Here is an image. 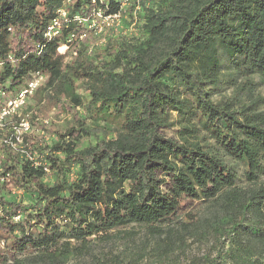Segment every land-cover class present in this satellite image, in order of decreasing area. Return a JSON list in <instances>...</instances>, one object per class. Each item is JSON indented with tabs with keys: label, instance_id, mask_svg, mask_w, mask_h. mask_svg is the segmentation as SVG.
<instances>
[{
	"label": "trees",
	"instance_id": "16d2710c",
	"mask_svg": "<svg viewBox=\"0 0 264 264\" xmlns=\"http://www.w3.org/2000/svg\"><path fill=\"white\" fill-rule=\"evenodd\" d=\"M124 1L0 0V89L46 76L0 173L21 191L0 182V264H110L96 249L139 232L129 264L210 236L207 264H264V0H128L137 33L91 45L90 13Z\"/></svg>",
	"mask_w": 264,
	"mask_h": 264
},
{
	"label": "rangeland",
	"instance_id": "374dc122",
	"mask_svg": "<svg viewBox=\"0 0 264 264\" xmlns=\"http://www.w3.org/2000/svg\"><path fill=\"white\" fill-rule=\"evenodd\" d=\"M121 5L123 7V12L120 13L116 18L105 19L102 16L94 14L93 11L90 13L89 19L87 20V22L89 23V30L97 39L96 42H93L91 45L102 43L107 33L109 32H112L114 35L126 34L130 36H134V34L137 33V29L135 28L142 22V20H140V15L142 12L139 8L138 2L132 4L131 2L126 0ZM129 5H132L133 7L130 9L128 8ZM81 36L84 37L85 35ZM66 49L67 48L65 47L63 52H60L59 50L58 51L62 54L66 52ZM44 81L45 79L42 82ZM17 92L18 91L16 90L15 92L11 93V96H15ZM78 92L83 94L82 89H79ZM258 92L264 95V83L259 86ZM227 93H229V91L226 92V94ZM43 110L47 111L46 115L48 117L44 119L45 123L53 121L57 126L62 125L61 123L65 119V116L62 114V112L56 111L54 108L47 107L42 109V111L40 112V117L44 115ZM21 112L22 111L20 110L16 114V116L19 118L18 123L15 124L14 121L12 122L10 120L7 128H0V143L7 142L8 145H5L6 147H3V145L1 146L0 144V173L2 171V165L4 163H8V159L13 155L16 144H20L22 142L25 134H29L30 132L32 133V126L30 124V121L27 119L28 115L31 112ZM21 123L28 124L27 131H24L19 126ZM175 131V129H165L163 133L168 137H175ZM38 133L39 135L44 136L43 132ZM45 139L47 140L48 138L45 137ZM0 182L4 183L5 188L9 193L20 195L21 191L13 185L10 176L2 178L0 174ZM192 208L197 209V204L195 203ZM143 239L144 237L142 236L141 232H139L134 239L136 243L131 244L130 247L122 243L109 244L108 246L101 245L98 249H96V252L102 251L103 253L107 254L104 260L111 261L110 264H116L117 262H120V264H129L133 253L137 251L136 249H139L137 248L136 244L140 245L139 242H141ZM218 247L219 242L216 236H210L203 242H193L192 240H190L187 242L186 247L183 250L174 251L173 253L166 256H159L158 254H156V251L153 250L152 246H148L144 250L139 252L140 258L138 264H192L194 262L197 264H207L205 260H213L217 255L219 249ZM3 248L4 242L0 237V251H3ZM113 256H117L119 259L116 260L114 258H111ZM69 264L75 263L71 262Z\"/></svg>",
	"mask_w": 264,
	"mask_h": 264
},
{
	"label": "built area",
	"instance_id": "2783aa9c",
	"mask_svg": "<svg viewBox=\"0 0 264 264\" xmlns=\"http://www.w3.org/2000/svg\"><path fill=\"white\" fill-rule=\"evenodd\" d=\"M96 0H91V3H95ZM66 2H69L67 0ZM94 14L98 16H102V13L99 10H93ZM57 13L61 18L65 17V11L63 9L57 10ZM118 15L106 16L105 19L116 18ZM59 17V18H60ZM59 18H55L52 20L50 25L47 27L44 36L46 38H51L55 36L58 32V28L60 25ZM78 22H82L81 19L76 18ZM82 38V36H80ZM46 78L44 74L34 73L31 74L30 79H28L26 85L20 89L15 96H9L8 93L4 92L0 89V128L3 127L4 121L10 119L12 116L18 113V111L23 107V105L27 102V100L32 96L34 90L42 84L43 80ZM24 131L28 130L27 123H21L19 125Z\"/></svg>",
	"mask_w": 264,
	"mask_h": 264
},
{
	"label": "bare ground",
	"instance_id": "6f19581e",
	"mask_svg": "<svg viewBox=\"0 0 264 264\" xmlns=\"http://www.w3.org/2000/svg\"><path fill=\"white\" fill-rule=\"evenodd\" d=\"M63 47H65V46H63ZM59 49H60V48H59ZM59 49H58V50H59Z\"/></svg>",
	"mask_w": 264,
	"mask_h": 264
}]
</instances>
